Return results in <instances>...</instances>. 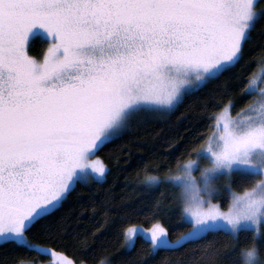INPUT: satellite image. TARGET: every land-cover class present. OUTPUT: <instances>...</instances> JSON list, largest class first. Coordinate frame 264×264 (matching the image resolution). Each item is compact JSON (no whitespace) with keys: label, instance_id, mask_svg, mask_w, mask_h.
<instances>
[{"label":"snow or ice","instance_id":"snow-or-ice-1","mask_svg":"<svg viewBox=\"0 0 264 264\" xmlns=\"http://www.w3.org/2000/svg\"><path fill=\"white\" fill-rule=\"evenodd\" d=\"M37 34L47 42L39 59L29 51ZM247 45L264 49V0H0L5 255L22 249L56 256L41 244L64 245L59 213L67 197L107 172L96 153L170 115L190 92L236 75ZM258 67L246 83L237 77L245 95L258 88L255 98L235 115L232 101L225 103L210 117L203 143L177 163L171 179L187 230L170 239L159 222L147 232L126 229L128 250L138 234L153 253L245 229L264 235V62ZM221 177L228 181L226 205L216 200ZM234 179L241 191L233 189ZM57 264L86 262L60 254Z\"/></svg>","mask_w":264,"mask_h":264},{"label":"trees","instance_id":"trees-1","mask_svg":"<svg viewBox=\"0 0 264 264\" xmlns=\"http://www.w3.org/2000/svg\"><path fill=\"white\" fill-rule=\"evenodd\" d=\"M261 28L257 24V32ZM46 47V40L35 36L30 55L42 58ZM261 62H264V49L247 45L244 59L232 70L236 75L226 74L203 85L185 96L170 115L142 123L106 144L96 153L108 168L106 178L77 184L59 213L65 229L64 245L45 239L41 246L89 264H99L105 259L111 264H242V251L254 244L261 254L259 263L264 264V235L254 236L250 229L235 236L209 235L203 244H187L180 249H161L155 253L143 236H137L130 250L125 248L124 240L125 230L133 225L151 227L160 222L169 230L170 239L187 230L180 215L179 189L171 176L177 163L187 159L189 152L198 149L202 138L210 134L212 115L229 100L235 105L232 112L235 114L255 98V93L244 94V84L237 77L246 83L251 73L258 72ZM148 176L157 180L149 181ZM232 186L236 191L242 190L235 179ZM219 200L226 205L229 193L223 191ZM209 243L210 247L206 248L205 244ZM5 247L0 245V260H6L7 264H13V259L50 260L48 255L22 249L15 254L9 251L6 256Z\"/></svg>","mask_w":264,"mask_h":264},{"label":"rangeland","instance_id":"rangeland-1","mask_svg":"<svg viewBox=\"0 0 264 264\" xmlns=\"http://www.w3.org/2000/svg\"><path fill=\"white\" fill-rule=\"evenodd\" d=\"M36 36H41L42 38H44L42 35H40V34H37ZM45 39V38H44ZM257 74H259V70H258V72H257ZM257 92H258V88H257ZM257 92H253V93H255V96H256V94H257ZM233 114V113H232ZM233 115H235V114H233ZM97 155V154H96ZM100 160H101V162L105 165V167H106V169L108 170V168H107V166H106V164L102 161V159L100 158ZM202 164H203V162H201ZM107 173V172H106ZM176 174V172L172 175V176H174ZM171 176V177H172ZM106 178V174H105V176H104V178L102 179V180H104ZM102 180H99V181H102ZM218 183V186L219 187H221V192H220V194L224 191L223 190V187L228 183V181L224 178V177H221L220 178V180L217 182ZM219 194V195H220ZM219 195L216 197V200L217 201H219V202H221L220 200H219ZM160 223V222H159ZM156 224V223H155ZM161 224V223H160ZM153 226V225H152ZM151 226V227H152ZM151 227H145V226H142V225H133V226H130V227H128L127 229H129V228H136V229H142L144 232H147L148 231V229L149 228H151ZM251 230V229H250ZM137 236H142V235H136L135 237H134V240L137 238ZM42 247H45V246H42ZM47 248H49V247H47ZM125 248H127L128 249V247H127V243H126V241H125ZM49 249H51V248H49ZM53 250V249H52ZM57 255L56 256H49L50 257V260H48V261H37L38 262V264H57V256H59L60 254H63V253H60V252H57V251H55V250H53ZM65 257H67L68 259H71V258H69L68 256H66L65 254H63ZM26 262V264H32V262L33 261H25ZM104 264H111L110 263V261L108 260V259H105L104 261ZM86 264H89V263H86ZM99 264H101V263H99ZM260 264V263H259Z\"/></svg>","mask_w":264,"mask_h":264},{"label":"clouds","instance_id":"clouds-1","mask_svg":"<svg viewBox=\"0 0 264 264\" xmlns=\"http://www.w3.org/2000/svg\"><path fill=\"white\" fill-rule=\"evenodd\" d=\"M260 251L254 244L242 251V264H259Z\"/></svg>","mask_w":264,"mask_h":264}]
</instances>
